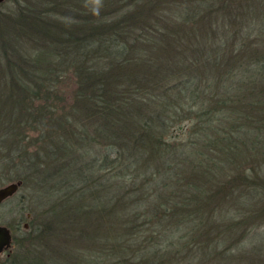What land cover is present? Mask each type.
I'll use <instances>...</instances> for the list:
<instances>
[{
	"label": "trees",
	"instance_id": "trees-1",
	"mask_svg": "<svg viewBox=\"0 0 264 264\" xmlns=\"http://www.w3.org/2000/svg\"><path fill=\"white\" fill-rule=\"evenodd\" d=\"M1 6L0 174L58 192L0 264H264V0Z\"/></svg>",
	"mask_w": 264,
	"mask_h": 264
},
{
	"label": "rangeland",
	"instance_id": "rangeland-1",
	"mask_svg": "<svg viewBox=\"0 0 264 264\" xmlns=\"http://www.w3.org/2000/svg\"><path fill=\"white\" fill-rule=\"evenodd\" d=\"M7 4V3H6ZM7 6H1L0 10H5ZM66 85H71L70 82H66ZM254 166H256V162L253 163ZM15 170L12 168H9L5 171H2V174H0V186L7 184L9 182L13 181H20V185L18 186L17 190L9 197L4 199L0 203V225H5L10 229L11 232V238L12 234H15L17 236L24 235V229H27L28 223L27 221L22 220L23 217L28 216L30 217L33 213L39 211H47V208L49 207V192H58L56 188H52L47 186L46 184H43L41 186H38L36 182H28V183H22L21 180H4L3 178L7 177V173L14 172ZM3 179V180H1ZM258 188V186H256ZM264 222V217L259 218L258 222ZM257 222V223H258ZM256 223V221H255ZM262 228L264 229V223ZM261 236H264V232H260ZM257 236V234H256ZM264 239V237L262 238ZM51 249L49 252H51V255H54L55 253H60L61 250H63L65 246H63V243L56 241L51 242ZM12 240L10 246L3 250L0 255V261H4L5 257L8 255V252L10 251L12 247ZM70 248V246H69ZM40 251H43V247L40 248ZM44 252L46 251V248L44 247ZM73 253V252H72ZM48 257V256H47ZM55 259V260H54ZM54 259H49L53 263H58L60 257H56ZM48 260V261H49ZM58 261V262H54ZM70 261V260H69Z\"/></svg>",
	"mask_w": 264,
	"mask_h": 264
},
{
	"label": "water",
	"instance_id": "water-1",
	"mask_svg": "<svg viewBox=\"0 0 264 264\" xmlns=\"http://www.w3.org/2000/svg\"><path fill=\"white\" fill-rule=\"evenodd\" d=\"M3 1V0H0ZM20 185V181H13L0 186V203L11 196ZM11 244V232L5 225H0V255L1 252L7 249Z\"/></svg>",
	"mask_w": 264,
	"mask_h": 264
},
{
	"label": "flooded vegetation",
	"instance_id": "flooded-vegetation-1",
	"mask_svg": "<svg viewBox=\"0 0 264 264\" xmlns=\"http://www.w3.org/2000/svg\"><path fill=\"white\" fill-rule=\"evenodd\" d=\"M3 1H5V0H3ZM3 1H0V2H3Z\"/></svg>",
	"mask_w": 264,
	"mask_h": 264
}]
</instances>
